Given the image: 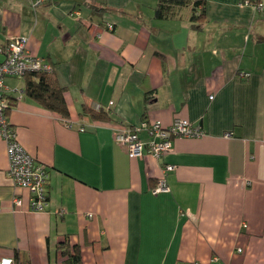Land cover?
Instances as JSON below:
<instances>
[{
  "label": "crops",
  "instance_id": "obj_1",
  "mask_svg": "<svg viewBox=\"0 0 264 264\" xmlns=\"http://www.w3.org/2000/svg\"><path fill=\"white\" fill-rule=\"evenodd\" d=\"M35 1L0 0V47L26 40L68 118L26 98L22 77L3 80L7 122L48 180L47 206L29 211L0 137V260L61 264L67 236L82 264H264V0H190L169 19L154 18L159 0ZM97 105L103 121L82 113ZM175 119L203 136L173 139L160 159L114 142L115 126Z\"/></svg>",
  "mask_w": 264,
  "mask_h": 264
},
{
  "label": "built area",
  "instance_id": "obj_2",
  "mask_svg": "<svg viewBox=\"0 0 264 264\" xmlns=\"http://www.w3.org/2000/svg\"><path fill=\"white\" fill-rule=\"evenodd\" d=\"M41 0H36L39 4ZM261 4H258L260 7ZM79 15V12H76ZM112 29L111 25H107ZM26 40L24 38H10L0 47L3 60L0 62V137L6 144L8 158L7 177L19 188L25 189L29 193L28 210L39 212L47 206L46 184L48 171L46 166L37 163L18 143L16 135L6 118V111L9 108V101L5 96L3 80L7 77L21 78L26 73L46 72L50 73L51 67L39 57L30 56L25 49ZM243 79L248 74L240 73ZM112 103H109L111 105ZM96 106L95 108H99ZM84 129L81 128V131ZM147 132V141H141V132ZM114 142L126 147L130 158H140L143 152L149 153L156 159H160L171 149L172 140L175 138H198L203 136L200 127L191 124L184 119H175L168 127L162 126L159 121L148 123L142 121L134 126H115L112 128ZM174 170L173 166L166 165L162 171V178L157 182L156 191H166L165 174ZM22 205L20 197L12 200L13 209ZM62 213V211H61ZM240 251V250H239ZM0 264H12L11 259H2Z\"/></svg>",
  "mask_w": 264,
  "mask_h": 264
},
{
  "label": "trees",
  "instance_id": "obj_3",
  "mask_svg": "<svg viewBox=\"0 0 264 264\" xmlns=\"http://www.w3.org/2000/svg\"><path fill=\"white\" fill-rule=\"evenodd\" d=\"M189 2L190 0H159L153 12L154 18H172L174 14L173 8L175 6H186ZM203 5L202 1H195L192 3L190 16V21L192 23L204 17ZM199 6L202 8L197 10ZM52 73L51 71L50 73L33 72L24 74L22 76L24 82L23 93L26 98L45 110L59 115L62 120L66 122L68 110L63 98V89L58 85ZM82 113L87 115L91 120L103 121L107 118L109 111L103 106H100L97 109L83 108ZM56 249L63 258L61 264H82L79 247L75 244H71L67 236L57 244ZM11 260L12 264H30L29 259L19 254L18 251L14 252L13 259Z\"/></svg>",
  "mask_w": 264,
  "mask_h": 264
},
{
  "label": "rangeland",
  "instance_id": "obj_4",
  "mask_svg": "<svg viewBox=\"0 0 264 264\" xmlns=\"http://www.w3.org/2000/svg\"><path fill=\"white\" fill-rule=\"evenodd\" d=\"M16 81H19L20 82V80H18V79H16Z\"/></svg>",
  "mask_w": 264,
  "mask_h": 264
}]
</instances>
